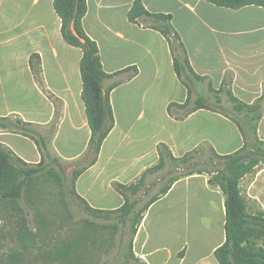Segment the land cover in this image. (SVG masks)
<instances>
[{
  "label": "crops",
  "instance_id": "obj_1",
  "mask_svg": "<svg viewBox=\"0 0 264 264\" xmlns=\"http://www.w3.org/2000/svg\"><path fill=\"white\" fill-rule=\"evenodd\" d=\"M134 0H87L83 18L87 34L99 46L103 68L126 78L110 97L115 124L95 163L76 180V191L96 208L116 209L124 196L114 182L130 184L159 162L158 145L166 143L177 157L198 147L212 146L219 154L239 150L243 136L223 114L198 109L183 120L170 116L171 102L183 103L186 86L178 78L169 41L157 29L131 22ZM153 13H170L194 71L214 89L231 79V89L244 102L264 95V7L238 9L206 0H142ZM20 43L22 59L0 56V116L17 114L39 129L59 111L53 143L65 160H79L88 150L91 130L82 100L80 61L83 51L61 34V19L53 0H0V32ZM2 42V41H1ZM40 53L37 79L30 67ZM61 101L58 109L43 91ZM199 120V121H197ZM206 126V127H205ZM264 139V113L258 124ZM0 142L31 163L41 160L34 139L0 128ZM158 172L147 175L156 180ZM160 183L151 186L155 192ZM242 193L264 210V166L244 176ZM226 196L209 183L207 173L178 179L145 212L133 239V251L146 264H219L215 249L225 241Z\"/></svg>",
  "mask_w": 264,
  "mask_h": 264
},
{
  "label": "trees",
  "instance_id": "obj_2",
  "mask_svg": "<svg viewBox=\"0 0 264 264\" xmlns=\"http://www.w3.org/2000/svg\"><path fill=\"white\" fill-rule=\"evenodd\" d=\"M206 1L232 9L247 5L264 7V0ZM53 4L61 19V34L64 40L83 51L80 61L83 83L81 95L91 130L88 150L79 160L72 163L74 168L70 188L66 189L65 194L71 193L91 217L116 219L114 223L116 227L129 225L131 237L122 264H146L135 255L133 239L149 206L165 195L178 179L196 173H207L209 183L218 185L226 196L225 241L215 249L219 264H264V210L255 200L245 196L240 186L244 176L264 166V139L258 135V124L264 113V95L252 103L242 101L233 93L229 77L224 79L218 89H214L210 83L209 90L216 98L214 103L207 94L205 96L203 90L196 91L198 82L206 77L197 74L191 66L180 34L171 23L172 15L150 12L142 0H134L128 12L129 20L141 26L157 29L166 37L173 53L175 71L188 90L185 102H171L168 105L170 116L183 120L201 108L219 112L237 125L244 144L239 150L229 154H219L212 146L200 144L183 156L177 157L166 143H160L159 162L156 165L146 169L135 182L130 184L114 182V187L124 196L122 206L116 209L93 207L76 191V180L84 170L96 162L104 140L114 127L115 118L110 97L112 89L130 78L132 74L126 78L116 77L131 70L136 74L138 68L130 66L114 73H107L104 70L98 43L87 34L83 25V18L88 9L87 0H53ZM29 64L34 76L40 80L42 72L40 53L33 52ZM43 91L59 109L60 99L45 88ZM194 91L197 92V96L193 98ZM58 121L59 111L56 112L53 122L45 127L44 132L35 123L25 121L17 114L0 116L1 129L30 136L41 153V160L38 163L27 162L0 142V200L12 203L23 200L39 176L53 172L55 165L63 166V160L50 148ZM205 145L211 157L215 159V170L208 171L198 167V151ZM209 158L206 161H209ZM55 171L57 173L54 175L64 179L61 170ZM154 172H158V176L148 185L147 175ZM155 183L160 184L157 190L152 192L151 186ZM145 197L147 199L141 205ZM91 221L92 219L86 218V222Z\"/></svg>",
  "mask_w": 264,
  "mask_h": 264
},
{
  "label": "rangeland",
  "instance_id": "obj_3",
  "mask_svg": "<svg viewBox=\"0 0 264 264\" xmlns=\"http://www.w3.org/2000/svg\"><path fill=\"white\" fill-rule=\"evenodd\" d=\"M24 53L20 43H12L10 32H0V56L22 59ZM209 87L210 81L203 79L195 89L203 90L214 103L216 98ZM52 122L40 130L45 132ZM53 137L50 148L63 160V166L55 165L54 169L61 170L64 179L54 175L55 170L46 172L23 200H0V264H122L131 237L129 225L116 227V219L91 217L71 193L65 194L70 188L72 163L77 160H65L56 149L62 145L54 144ZM197 157L199 168L215 170V159L206 145L200 147ZM207 157L211 159L206 161ZM86 218L92 221L88 223Z\"/></svg>",
  "mask_w": 264,
  "mask_h": 264
}]
</instances>
